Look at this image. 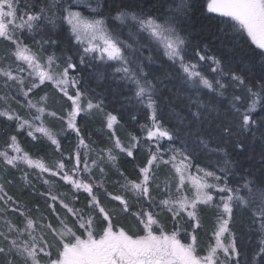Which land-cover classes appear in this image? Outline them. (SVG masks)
I'll return each mask as SVG.
<instances>
[{
    "label": "snow or ice",
    "instance_id": "obj_1",
    "mask_svg": "<svg viewBox=\"0 0 264 264\" xmlns=\"http://www.w3.org/2000/svg\"><path fill=\"white\" fill-rule=\"evenodd\" d=\"M74 5L90 9L92 15L73 10ZM106 9L115 11L111 19L134 28L138 36L143 35L162 51L169 62L167 67L163 63L156 67L157 58L143 56L142 49L147 45L138 48L122 41L116 30L107 26ZM206 10L225 18L218 19L215 27L230 42L232 55L226 60L213 54L209 44H202V36L193 41L206 30L202 21L199 28L194 27L197 14L204 16L200 0H180L175 8L168 0H121L111 5L107 0H97L95 7L82 4V0H30L23 9L20 0H0V38L10 43L0 55V86L15 89L24 102L21 104L15 96L11 99L20 107L35 110L26 118L10 106L0 107V117L14 121L16 133L8 134L0 150V163L13 169L20 165L38 169L39 177L46 173L59 177L76 193L82 190L87 194L85 206L76 207V193L69 197L58 192L55 182L49 179H43L48 190L39 192L25 171L21 179L32 187L31 195L44 198L51 219L43 213L33 217L32 209L24 205L22 210L20 202L5 191V182L12 181L0 182V201L5 206L0 207V213L16 205L11 210L23 217L22 227L5 220L6 231H0V264H241L235 212H247L250 223L258 225L261 238L249 264H264V0H206ZM205 19L211 24V18ZM64 22L69 26V44L75 49L72 54H64L62 47ZM245 34L254 48L248 45L245 50L237 43H247ZM28 39L32 44L25 42ZM45 45L60 47L62 57L55 53L45 56ZM96 60L111 68L113 78L118 76L125 85L133 86L132 99L147 110L149 123L140 126L144 137L129 133L127 143L122 142L116 134L120 118L105 110L101 95H89L94 90L85 87L83 74L86 68L95 67L92 61ZM205 67L215 73L211 79L205 75ZM103 79L105 73L98 72L97 80ZM175 80L191 93L185 105L187 115L175 111L167 95L171 90L166 81ZM46 82L70 102L66 114L49 110L47 93L35 102L30 98ZM202 95H210V99L204 100ZM9 98L7 91L0 97L6 103ZM81 113L103 114L111 130L108 139L112 147L96 149L92 147L94 141H86L77 123ZM49 117L61 122L59 132L48 126ZM136 119V115L131 116V120ZM72 133L76 137L75 150L65 156L58 137ZM21 134L36 142L33 146L37 149L46 138L60 159L46 164L43 158L33 157L21 147ZM142 139L152 144L147 147L146 163L138 166L136 178L130 179L121 170L115 150L135 160L134 151L141 147ZM178 140L179 148L175 146ZM162 141L168 142L167 147ZM201 147L209 154H220L222 166L218 171L222 175L199 164L193 173L194 153ZM107 163L122 177L112 181L122 191L113 193L105 187L109 181L102 165ZM160 165L174 169L176 194L165 182L167 198L155 204L152 187L160 188L155 183ZM236 176L240 179L233 184L238 187L229 181V177ZM186 184L191 195L185 191ZM98 193L118 204L105 205ZM217 196L219 203H214ZM201 205L217 210L215 243L209 244L203 255L198 251L195 234L201 227ZM155 208L171 213V231L165 230ZM36 210L39 212L38 204ZM121 215L134 219L135 225L120 226ZM181 219L190 224L191 232L177 226ZM181 231L188 242L182 241Z\"/></svg>",
    "mask_w": 264,
    "mask_h": 264
},
{
    "label": "trees",
    "instance_id": "obj_2",
    "mask_svg": "<svg viewBox=\"0 0 264 264\" xmlns=\"http://www.w3.org/2000/svg\"><path fill=\"white\" fill-rule=\"evenodd\" d=\"M112 3L119 4L121 0H111ZM30 0H24V4L29 3ZM107 2H109L107 0ZM169 4L173 8L176 7L177 4H179L180 0H168ZM201 4L204 5V16H200L197 14V23L194 25V27L199 28L200 21L203 22V24L206 26V30L201 33L200 36H194L193 41L200 40L201 36L202 44H209V47L212 49V53L219 56L222 60H226L232 53L229 51L230 42L228 39L223 38L220 36V33L216 31V23L218 19H225V18H219L218 14L215 13H208L206 10V0L201 1ZM104 14L106 17H109L108 20L111 21V16L115 14V11L109 12L104 10ZM205 17L211 18V24H209V20L205 19ZM64 31L61 32L62 41H63V48H71V45L69 44V41L67 39L69 33L67 31V27L63 24ZM220 37V38H217ZM221 40H223V44L221 43ZM244 40L247 41V43H244L243 40H238L237 43L241 45V47H244L245 50H247L248 45H251L250 38L244 37ZM4 42V45L6 47H10V43L2 40ZM26 43L32 44V42ZM74 44L75 42L72 41ZM227 45V46H226ZM5 47V48H6ZM35 48V45H33ZM251 47H255V45H251ZM7 50V49H5ZM5 51L0 48V55H2ZM94 63H97V61H92ZM165 67L166 63L162 62ZM87 73L89 72L91 74V67L86 68ZM205 75H207L209 78H211V73L208 71L207 67L204 68ZM87 73H84V78L86 79L87 83L85 84L86 88H93L95 85H93L87 77ZM121 86L124 84L122 81H117ZM83 83V81H82ZM168 88L171 90L167 92V95H169L172 98V106L175 111L181 112L183 111L185 115H187V110L185 108V105L187 104V96L190 95V91L184 90L181 82L178 80L176 83L167 82ZM50 84L46 83L45 85H42L40 89L35 90V94H30V98L33 99V102H35L36 99L39 98V96L44 95L45 93H49ZM96 88V87H95ZM132 88V87H131ZM129 87L127 90H125L124 85L123 88L117 87L116 95L115 97H109L111 104L109 107L106 106L105 110L109 112H113V114L117 115L120 118V125L116 126V134L120 137L121 141L124 143H127L129 139V133L144 137L145 133L141 129V125L149 123V120L147 119V110L140 106L134 99H132V91ZM40 90V91H39ZM43 90V94H39ZM8 92L9 100L7 103L0 99V107L7 108L11 107L12 109H15L18 111L21 115L28 117V113L33 111V109H28L25 107H20L15 100L11 99L12 96H15L16 100H20L21 104H23L24 100L22 95L17 94L15 89L12 90H4L2 86H0V97H4L5 92ZM205 92H208L207 89L204 90ZM89 95H93V93H89ZM179 96V99L176 97ZM60 98V99H59ZM56 98H52V100L48 101L49 110L57 111L61 113H65V109L68 108L69 102L66 101V98L60 94V96ZM61 98H64L62 100ZM204 100H208L209 98H206V96L202 95L201 97ZM220 99V98H218ZM56 100V101H54ZM58 102V103H56ZM95 102V101H94ZM167 111V110H166ZM136 115L137 119L135 121L131 120V116ZM215 116V113L212 114ZM166 119H168V116L166 115ZM77 123L81 127L82 133H85V139L87 142L92 143L93 141L95 143H92V147L96 149H103V148H109L112 147V142L108 139L109 134L111 130L107 129L106 124L104 122L103 114H93V115H85L81 113L79 117H77ZM173 123H175V120H173ZM47 124L50 125V127L56 131L59 132L61 128V122L58 120H55L54 118L49 117ZM15 122L14 121H8L5 117H0V150H3V146L5 142L7 141V136L9 133L16 134L15 133ZM61 140V146L62 151L65 153V156H67L68 153L75 150L76 145V137L75 134H69L67 136L61 135L58 137ZM90 138V139H89ZM18 139L20 141L21 147H23L26 151H28L33 157H40L43 158L44 161L51 164V162L55 161L56 159H60L59 153L55 150V146L51 145L50 141H48L46 138L43 139L42 145L39 149L34 147L33 145L36 142H33L30 137H27L24 134H21L18 136ZM183 139V137H182ZM164 147H167L168 142L162 141L161 142ZM193 145H195V141L193 140L191 142ZM152 144L150 141L141 140V147L137 148L134 151L135 160H133L132 157H127L126 154L121 153L119 149L115 150V154L119 157V165L122 171H124L130 179L136 178V173L138 172V166L142 167L146 163L148 152L147 147ZM175 146L177 148L181 147L180 140L176 141ZM211 146H215L214 144ZM154 149V144L152 145ZM93 157L95 156V153L91 154ZM168 158V154L165 153V159ZM221 161L220 154H209L206 149L198 148V150L194 153V159H193V171L195 172V165L199 164L200 167H207L209 170L217 171L218 175H222L218 171V167L222 166L219 162ZM67 163V161H65ZM105 168V172L107 173L108 183L105 185V187L108 189V191H111L113 193H116L118 191H122L120 189L119 185H116L112 183V181L115 180H121L122 177H120L114 168H112V165L110 163L102 165ZM135 169V171H133ZM28 172L29 176L28 179L31 181V185L35 186V189L39 192H45L48 190V186L43 183V179H49L55 182V189L58 190L60 193H66L67 187L64 183V181H61L59 178L52 177L50 175H45V177H39L38 173L28 168L25 165H20L19 168L13 169L10 166L6 167L2 163H0V182H5L7 180H11L12 183H6L5 182V191L8 193V195L13 196V198L20 202V206L22 207V210H25L23 208L24 205L27 206V208L32 209L31 215L33 217L39 216L40 213H43L45 216H48L51 219L50 211L47 209V206L45 204L44 198L39 196L31 195L33 189L30 185H26L24 181L21 179L24 172ZM157 171V179L155 183H164L165 181L167 183H173L170 177H175L174 169L171 168L170 165H160V167L156 170ZM94 174L97 176V179L99 180V173L96 169L93 170ZM44 176V175H43ZM239 176L236 177H229L230 184H233V181H239ZM233 186H239L238 184H233ZM171 191V189H170ZM173 195L176 194V192L171 191ZM76 193V192H74ZM79 196V200L76 201L75 206L82 208L87 203V194L84 193L82 190L79 193H76ZM105 205L108 206H115L118 204V202H110L103 193H98ZM245 192L242 190L241 195H244ZM152 195L155 197L153 203L158 204L159 200L163 197L167 198L168 193L164 192V184L159 189H156L154 186L152 187ZM70 196V195H68ZM131 197V194H129ZM214 203H219V199L217 196V199L214 201ZM39 205V212L36 210V205ZM146 206V205H145ZM0 207H5L3 204V201H0ZM12 207H16V205H12L10 208H8L7 212L0 213L4 220H10L13 223L17 224L18 226H23L22 221L23 217L19 215V213H15L11 210ZM59 210V209H58ZM155 212H159L160 216L159 219L161 223L164 225L166 231H171L174 222L171 218V213H168L166 211H161L160 208H155ZM63 215V212L61 213ZM199 216L201 220V227L195 230V234L198 238L197 244H198V251L200 254H203L206 252L207 246L209 244H214L215 239L213 236V232L215 230L216 225V215L217 210L214 207L210 206H201L199 210ZM70 215V214H69ZM236 217V225L234 228V231L236 233L237 237V245L238 248L242 250V254L240 257L241 264H249L251 257L253 256L256 248L259 246V240L261 238V233L257 231L258 225H252L249 220V214L247 212L240 213L235 212ZM3 220V219H2ZM186 222V219H182V221ZM55 224L56 222L53 221ZM119 224L120 226H124L125 228H128L129 226L135 225V220L131 217H126L124 215H121L119 217ZM180 227L179 225H177ZM3 227V228H1ZM0 227V231H6L5 224ZM182 228V227H180ZM182 229H188V231H191V228H182ZM182 235H185L184 231H181ZM181 235V234H180ZM181 235V236H182ZM227 235V234H226ZM2 242V240H0ZM227 242V240L225 241ZM223 258V257H221Z\"/></svg>",
    "mask_w": 264,
    "mask_h": 264
},
{
    "label": "rangeland",
    "instance_id": "obj_3",
    "mask_svg": "<svg viewBox=\"0 0 264 264\" xmlns=\"http://www.w3.org/2000/svg\"><path fill=\"white\" fill-rule=\"evenodd\" d=\"M109 4H113L111 0H108ZM203 1V0H201ZM61 2L63 3V0H61ZM96 2L97 0H82V4L83 3H90L92 5V7H95L96 6ZM23 6H24V0H20V7L21 9H23ZM73 10H78V11H82L85 15H92L91 13V10L90 9H87L83 6L77 8L75 7L74 5V8ZM106 11H110V10H107ZM113 11V10H111ZM116 14V13H115ZM115 14H113L112 16H115ZM99 18V17H97ZM64 25L68 28L69 26L67 25L66 22H64ZM107 26L110 28V29H115V34L119 35V38L122 40V41H127L128 43L130 44H133L134 47H140L141 45H147L146 47H144L142 49V52H143V56L147 57L149 55H151L153 58H157V65L156 67H159V64H161L162 62L166 63V66L168 65L169 62H167V58L165 56H163V53L162 51H158L155 49V47L151 44L148 43V41L144 38L143 35H137L136 34V31L134 28L128 26V25H121L119 21H115V20H111L107 22ZM59 31V30H58ZM30 35V34H28ZM36 39L39 40L40 39V35H37L36 36ZM60 39L62 40V36H61V33H60ZM2 38H0V48H2L4 51H6L5 49H8V47H6V45H4V42H2ZM27 42H32L31 39H28L26 40ZM6 47V48H5ZM63 47V46H62ZM45 48L47 49V51L44 53L45 56L47 55H51L53 53H55L56 56L58 57H62V52H61V49L60 47H49L48 45H45ZM64 49V48H63ZM64 54H72L75 49H73L72 47L71 48H65L64 49ZM97 63H94L92 62V64L95 66V67H91V74L88 72L87 73V70L84 72V73H87V77H88V80L93 84L95 85L94 89L91 88L92 90H94V92H91L93 93V95H101L103 98H104V102H105V105L106 106H110L111 104L109 103L110 99L109 97H115L116 95V91L117 90V87H121L123 88V85H124V88L125 90H127L129 87H133L132 85H125V83L121 86L117 81L119 80L118 76L116 78H113L112 74H111V68H108L106 67L105 65H103V63L99 60H96ZM110 64L113 63V62H109ZM98 72H104L105 73V79L103 80H97V73ZM26 75V73H25ZM215 75V73H211V77ZM211 79V78H210ZM178 80H175V81H172V84L173 83H176ZM46 83H49L50 82H46ZM50 89H49V93H48V96H49V100L51 101L52 98H56L60 96L61 93L58 92V90H56L54 88V86H52L50 84ZM183 87V86H182ZM183 89L185 90V88L183 87ZM40 91V90H39ZM71 91V90H70ZM208 91V90H207ZM40 95L43 94V90H41V92L39 93ZM211 95V94H210ZM209 96H206V98H209ZM60 99V98H59ZM62 100H64V98H61ZM56 101V100H54ZM58 103V102H56ZM70 103V102H69ZM35 110L33 109V111L31 112H34ZM49 119V118H48ZM48 126L50 127V125L48 124ZM51 128V127H50ZM10 154H13L11 153V150H9ZM166 159H168L166 157ZM58 160V159H56ZM46 164H49L48 162L44 161ZM52 163V162H51ZM32 169V168H30ZM35 170L37 173L39 172L38 169H33ZM193 173H195L193 171ZM45 175H50V174H44L43 177H45ZM56 178H59V177H56ZM169 179H171V181L173 183H168L169 184V188L171 189V191L175 192V189H176V179L175 177H170ZM166 182V181H165ZM164 183H158L160 185V187H162ZM66 187H67V194L70 195L69 197H71V195L76 192L75 189H73L71 187V185L67 184L66 182H64ZM189 188L190 186L186 184L185 186V191L188 195H191V191H189ZM167 194V193H166ZM165 198V197H163ZM67 202V200H66ZM203 206V205H201ZM200 206V207H201ZM155 210V209H154ZM3 219V220H2ZM179 219V218H178ZM5 224V220H4V217L0 214V227L3 226ZM179 226L182 227V228H191L190 227V224L188 222H185L184 220L182 221V219L180 220V223H179ZM3 228V227H1ZM192 230V229H191ZM191 232V231H189ZM182 235V233H181ZM185 235H182L181 238H182V241L183 242H188V240L184 239ZM198 240V238H197ZM203 254H206V252H204ZM202 254V255H203Z\"/></svg>",
    "mask_w": 264,
    "mask_h": 264
}]
</instances>
